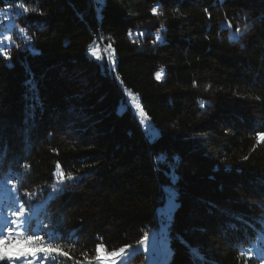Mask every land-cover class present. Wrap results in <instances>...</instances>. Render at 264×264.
I'll use <instances>...</instances> for the list:
<instances>
[{
    "label": "trees",
    "instance_id": "obj_1",
    "mask_svg": "<svg viewBox=\"0 0 264 264\" xmlns=\"http://www.w3.org/2000/svg\"><path fill=\"white\" fill-rule=\"evenodd\" d=\"M20 2L0 0V10L22 11L28 41L7 52L12 66L0 55V180L22 202L32 193L34 226L63 237L72 259L53 264L87 262L98 243H137L170 196L171 264H193L186 244L208 264H261L264 0H23L28 13ZM97 43L111 44L114 68L88 55ZM125 91L159 137L143 130ZM58 163L77 179L49 199Z\"/></svg>",
    "mask_w": 264,
    "mask_h": 264
},
{
    "label": "snow or ice",
    "instance_id": "obj_2",
    "mask_svg": "<svg viewBox=\"0 0 264 264\" xmlns=\"http://www.w3.org/2000/svg\"><path fill=\"white\" fill-rule=\"evenodd\" d=\"M97 3L101 6L106 4V0H97ZM223 3V0H221ZM11 7V4H9ZM18 7L23 9L24 13L29 12V8L25 6L23 0L18 4ZM160 6H155L152 8V14H158V8ZM99 8L97 11L99 12ZM32 12H36L37 9H31ZM5 21L10 20V14L7 12L3 13ZM9 32L15 28V24L11 23L6 25ZM163 28V25H161ZM221 28H231V22L222 24ZM20 33H25V28H19ZM241 29L239 27L235 28V33L239 34ZM131 35V33H129ZM157 40H160V34H156ZM231 40H236L237 36H230ZM5 41L9 44L13 41L12 35H4L3 39H0V48L5 47ZM95 43V42H93ZM19 47V45H17ZM111 49L114 53V49L111 48V44L104 49L105 52H108ZM99 49H93L92 45H89L88 55L95 58L96 61H101L102 57L98 54ZM3 56L9 60V65H11V58L8 56V53L5 51ZM110 64H114L112 56L108 57ZM103 68V64L99 65ZM163 70L155 73V78L157 80L161 79ZM118 78V77H117ZM26 85L29 87L30 91H35V86L32 80H27ZM38 99V97H37ZM201 106L203 103L201 102ZM35 105L31 106L32 111L28 114L29 116H34ZM137 108L139 109V116L147 119V114L144 112L143 108L138 104ZM145 132L150 135L151 138H157L160 136V132L152 127L150 124L145 126ZM257 143L264 142V131L256 133ZM248 157H245L247 159ZM56 178L57 185L51 188V194L49 199L56 198V195L63 192V187L66 186L68 181H73L77 179L72 175L71 172L65 173L60 164L56 165V171L53 173ZM11 181L0 180V264H53L56 262L57 256L67 257L72 259L69 256V253L61 247V241L63 237L58 233L55 228L42 232L41 229H47L48 225L45 224H36L34 226L33 216L35 215L30 211L32 205L29 203L32 198V193H25V196L28 197L27 201H21L18 195V190L15 184H12L11 188L8 187V184ZM170 203L175 207V202L172 200V197H169ZM7 211L8 215L4 213ZM261 225L260 230L256 233V241L259 244L260 248H264V218L259 220ZM235 227V225H231ZM183 242V241H182ZM186 244V242H184ZM138 248L143 249L145 252L149 251V236L148 234L143 235L141 239L137 242ZM186 246L189 248L190 255L193 261V264H208L204 256L200 254L198 248H193L190 245ZM130 245L122 246L116 249L109 250L103 243H98L95 247V254L91 259L85 258L87 264H124L126 257L128 255V249ZM151 250L155 254L156 244L155 242L151 245ZM171 255L174 256V251L171 252ZM240 257L244 258L246 253L244 251L240 252ZM250 257L251 252L247 253ZM75 264H81L79 260L75 261ZM163 264H171L170 258L165 257Z\"/></svg>",
    "mask_w": 264,
    "mask_h": 264
},
{
    "label": "rangeland",
    "instance_id": "obj_3",
    "mask_svg": "<svg viewBox=\"0 0 264 264\" xmlns=\"http://www.w3.org/2000/svg\"><path fill=\"white\" fill-rule=\"evenodd\" d=\"M4 12H7L10 14V17H11L10 20L5 21L4 15H3ZM19 17L22 18L24 17V15L22 11L18 8H6V9L0 10V39H3L4 35L10 34L13 36V41L10 44L7 41H5V47L0 48V55L2 56L5 51L8 52L12 48H13L12 50L17 51L20 47H23L28 44L27 36H26V28L17 21V18ZM11 23L15 24V28H13L11 32H9L6 25L11 24ZM21 27L25 28V33L19 32V28ZM17 45H19V47H17ZM92 47L93 49H97V48L99 49L98 54L102 57V59L104 55L107 57L110 68L115 67V60H114V64H110L109 59H108V57L112 56L113 54L111 49H109L108 52H105L104 49L107 47L103 46L102 43L93 44ZM100 47L102 48V53H101ZM125 97H126V105L130 107L133 115L136 117V119L138 120L143 130H145V126L149 125L150 122L148 118L144 119L139 116V109L137 108L139 101H138L137 96H135L134 94L130 92L125 91ZM12 184L14 183L12 182L9 183L8 187L11 188ZM55 186H58L56 178H55ZM37 205L38 204H36L35 210H30L34 214L38 210ZM173 210H174V207L172 206V204L170 203V200L168 199L167 209L160 216L161 222L158 224L157 227H155L154 229L150 230L147 233L149 236V251L145 252L143 249L138 248L137 243L131 245V247L128 249V255L126 257L124 264H163L166 256L170 258L171 252L168 247V241L166 237V226H167L166 220L170 215L169 212L172 213ZM4 214L6 216L8 215L7 212H5ZM153 242H155L156 244L155 254L151 250V245ZM257 250L258 248H257V245L255 244L251 249H249V252L255 253L257 252ZM81 264H87V262H81ZM261 264H264V261L261 262Z\"/></svg>",
    "mask_w": 264,
    "mask_h": 264
}]
</instances>
